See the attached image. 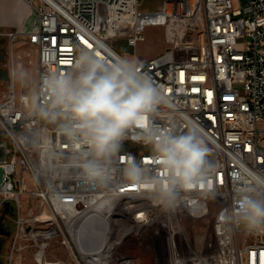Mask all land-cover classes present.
Wrapping results in <instances>:
<instances>
[{
  "label": "built area",
  "instance_id": "obj_1",
  "mask_svg": "<svg viewBox=\"0 0 264 264\" xmlns=\"http://www.w3.org/2000/svg\"><path fill=\"white\" fill-rule=\"evenodd\" d=\"M24 1L36 13L38 27L27 34L14 31L9 41L12 46L23 37L35 47L37 80L48 70L69 69L80 47L99 45L109 57L129 56L114 42L136 47L148 27L162 28L165 51L137 59L171 101L154 122L181 132L185 121L202 127L218 167L211 189L187 194L171 216L163 213L120 179L129 157L156 167L150 148L135 142L134 129L114 161L108 188L86 186L71 163L70 149L51 126L56 153L36 150V132L45 125L24 114L25 93L13 82L16 62L9 53L0 138L9 143L10 158L0 165V199L1 207L7 203L18 212L17 239L27 222L21 214L29 210L35 242L62 237L76 250L78 264H264V233H252L256 241L250 243L252 234L223 222L237 206L241 178L250 171L264 174V0H163L154 11L140 10L144 0ZM184 212L213 215V239L199 249L177 222ZM97 220L100 243L87 252L79 234Z\"/></svg>",
  "mask_w": 264,
  "mask_h": 264
},
{
  "label": "clouds",
  "instance_id": "obj_2",
  "mask_svg": "<svg viewBox=\"0 0 264 264\" xmlns=\"http://www.w3.org/2000/svg\"><path fill=\"white\" fill-rule=\"evenodd\" d=\"M12 76L25 93L21 97L24 114L45 125L36 132V150L56 153L47 127L51 126L70 149L71 163L86 186L98 191L108 188L114 161L135 129V142L150 148L156 167L129 157L119 172L123 183L136 186L166 214L176 209L183 196L212 188L218 165L210 158L212 149L202 127L185 121L181 132L175 125L162 127L154 122L171 101L135 57H109L99 45L80 47L66 71L48 70L37 80L16 65ZM234 201L237 206L225 214L224 225L264 233V174L244 175Z\"/></svg>",
  "mask_w": 264,
  "mask_h": 264
},
{
  "label": "rangeland",
  "instance_id": "obj_3",
  "mask_svg": "<svg viewBox=\"0 0 264 264\" xmlns=\"http://www.w3.org/2000/svg\"><path fill=\"white\" fill-rule=\"evenodd\" d=\"M162 1L163 0H144L141 3L140 10L154 11L159 7ZM243 4L244 3H242V5ZM100 11V17L103 20L105 14L102 7H100ZM28 23L31 25L33 19L29 18ZM12 32H14V30L2 29L0 30V37L4 38L3 40L6 42L8 52L14 55L16 65H22L23 68L28 70L36 79L38 56L35 47L29 44L23 37L18 38V40L11 46L9 34ZM143 37L144 41L139 43L136 47H130L122 40L114 42V46L119 51L128 54L129 57H135L136 59L141 60H149L165 51L167 44L165 42V33L162 28L148 27L145 30ZM7 85L8 82H0V100L6 93ZM262 127H264V124ZM0 210L2 211V207ZM21 215L27 221L25 225V234L20 235L17 239L16 221L18 218V212L16 211L14 217L10 220L12 231L11 236L6 239L3 254L1 255L3 258V264H78L79 261L77 259L76 250L72 245L71 247L64 245L62 243V237L47 243L45 242V244L41 242V240L36 243L31 236V231L33 229L32 224L30 223L32 216L31 212L25 210ZM177 222L180 225L182 234L189 238L198 249L207 241L213 239L212 213L205 215L203 212H184L178 215ZM91 227L92 224L90 223L88 228L90 229ZM87 232H89V234L91 233V237L96 233H100L97 230ZM248 241L253 243L256 241V237L252 234ZM39 252H41L42 255H38ZM71 252L73 255L70 254Z\"/></svg>",
  "mask_w": 264,
  "mask_h": 264
},
{
  "label": "crops",
  "instance_id": "obj_4",
  "mask_svg": "<svg viewBox=\"0 0 264 264\" xmlns=\"http://www.w3.org/2000/svg\"><path fill=\"white\" fill-rule=\"evenodd\" d=\"M29 18L33 19L31 25L28 23ZM37 27L36 13L24 0H0V30H14L27 34L35 31Z\"/></svg>",
  "mask_w": 264,
  "mask_h": 264
},
{
  "label": "flooded vegetation",
  "instance_id": "obj_5",
  "mask_svg": "<svg viewBox=\"0 0 264 264\" xmlns=\"http://www.w3.org/2000/svg\"><path fill=\"white\" fill-rule=\"evenodd\" d=\"M3 39L4 38L0 37V69L6 71V63L8 61L9 52L7 50L6 42ZM0 82H4V81L0 80ZM2 208H3V211L0 210V228L4 229L6 232H10V234L0 236L1 238L4 239L2 250L0 252V257L2 259L1 264H3V258L1 255L3 254L5 241L11 236V233H12L11 227H10V223H11L10 220L15 215V210L11 205H8L7 208H4V207Z\"/></svg>",
  "mask_w": 264,
  "mask_h": 264
},
{
  "label": "water",
  "instance_id": "obj_6",
  "mask_svg": "<svg viewBox=\"0 0 264 264\" xmlns=\"http://www.w3.org/2000/svg\"><path fill=\"white\" fill-rule=\"evenodd\" d=\"M0 80L2 81H8L9 77H8V73L5 70H1L0 69ZM10 158V146L9 143L6 140H2L0 138V165L6 163ZM3 180V169L2 167H0V184L2 183ZM4 208L8 207V204L5 203L3 204ZM0 209H1V199H0ZM10 232H6L4 229L0 228V236L2 235H9ZM4 243V239L0 237V252L2 250V246ZM2 262V259L0 257V264Z\"/></svg>",
  "mask_w": 264,
  "mask_h": 264
},
{
  "label": "bare ground",
  "instance_id": "obj_7",
  "mask_svg": "<svg viewBox=\"0 0 264 264\" xmlns=\"http://www.w3.org/2000/svg\"><path fill=\"white\" fill-rule=\"evenodd\" d=\"M42 214L43 215H47L45 211H43ZM172 214H173V212L168 213V215H170V216ZM98 223H100L99 220L94 221L93 223H91L92 224V227L90 229L88 228L90 224H88L86 226V228L83 229V232H81V234H79V240L81 241V245L83 246V248H85V250L87 252L88 251H91L92 248H94V246H97V247L99 246V243H100V240L99 239H100L101 233H99V234L96 233L93 237H91L90 236L91 233L89 234V232H87V231H90L91 232L93 230H97V227L99 226Z\"/></svg>",
  "mask_w": 264,
  "mask_h": 264
},
{
  "label": "trees",
  "instance_id": "obj_8",
  "mask_svg": "<svg viewBox=\"0 0 264 264\" xmlns=\"http://www.w3.org/2000/svg\"><path fill=\"white\" fill-rule=\"evenodd\" d=\"M2 211H3V208H2Z\"/></svg>",
  "mask_w": 264,
  "mask_h": 264
},
{
  "label": "snow or ice",
  "instance_id": "obj_9",
  "mask_svg": "<svg viewBox=\"0 0 264 264\" xmlns=\"http://www.w3.org/2000/svg\"><path fill=\"white\" fill-rule=\"evenodd\" d=\"M201 187H203V186H201Z\"/></svg>",
  "mask_w": 264,
  "mask_h": 264
}]
</instances>
